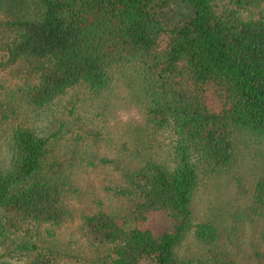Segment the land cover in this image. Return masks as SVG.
I'll use <instances>...</instances> for the list:
<instances>
[{
  "label": "trees",
  "instance_id": "1",
  "mask_svg": "<svg viewBox=\"0 0 264 264\" xmlns=\"http://www.w3.org/2000/svg\"><path fill=\"white\" fill-rule=\"evenodd\" d=\"M2 9L0 68H29L20 89L28 106L47 108L79 86L99 93L113 70L135 67L148 124L176 142L173 168L148 161L127 174L123 217H83L81 238L99 254L88 263L43 243L71 214L70 184L45 175L52 138L18 128L0 168V264H237L175 250L193 228L205 247L219 240L213 223L192 225L197 166L227 169L238 130L264 138V0H0ZM252 204L256 214L264 207V180ZM158 214L172 222L161 233L151 227Z\"/></svg>",
  "mask_w": 264,
  "mask_h": 264
},
{
  "label": "rangeland",
  "instance_id": "2",
  "mask_svg": "<svg viewBox=\"0 0 264 264\" xmlns=\"http://www.w3.org/2000/svg\"><path fill=\"white\" fill-rule=\"evenodd\" d=\"M4 11L0 16L5 20ZM30 72L25 64L0 68V168L9 166L11 138L18 128L52 138L45 175L70 184L71 214L62 226L46 227L54 237L44 231L43 243L69 259L91 263L99 254L81 238L83 217L98 212L123 217L127 200L119 192L126 187L127 174L148 161L173 168L175 137L171 130L157 131L148 124L147 96L135 67L113 70L108 86L99 93L79 86L43 109L28 106L20 93ZM234 140L235 156L227 169L212 172L197 166L192 225L213 223L219 240L205 247L196 241L193 228L175 250L180 258L198 261L222 255L237 264H264V207L256 214L252 204L256 185L264 180V138L238 130ZM171 226L164 214L156 215L151 224L159 233ZM6 259L25 263L17 256Z\"/></svg>",
  "mask_w": 264,
  "mask_h": 264
}]
</instances>
